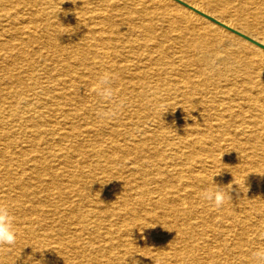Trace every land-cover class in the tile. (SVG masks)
<instances>
[{
  "label": "bare ground",
  "instance_id": "6f19581e",
  "mask_svg": "<svg viewBox=\"0 0 264 264\" xmlns=\"http://www.w3.org/2000/svg\"><path fill=\"white\" fill-rule=\"evenodd\" d=\"M0 58V264H254L264 0H0Z\"/></svg>",
  "mask_w": 264,
  "mask_h": 264
},
{
  "label": "clouds",
  "instance_id": "9594fccd",
  "mask_svg": "<svg viewBox=\"0 0 264 264\" xmlns=\"http://www.w3.org/2000/svg\"><path fill=\"white\" fill-rule=\"evenodd\" d=\"M114 77L111 74L102 75L94 85L96 94L105 102H112L114 98V88L112 86ZM217 176V175H215ZM212 182L214 183V177ZM215 189H206L201 193L202 199L209 201L217 209L221 208L227 200H231L229 191H222L224 187L215 184ZM17 239V232L14 228V216L8 206L0 204V246L14 245ZM254 264H264V247L257 249L253 253Z\"/></svg>",
  "mask_w": 264,
  "mask_h": 264
},
{
  "label": "rangeland",
  "instance_id": "374dc122",
  "mask_svg": "<svg viewBox=\"0 0 264 264\" xmlns=\"http://www.w3.org/2000/svg\"><path fill=\"white\" fill-rule=\"evenodd\" d=\"M0 61H5V62H2L4 65H7V71H11V69L13 68V66L11 65V64H8V62H6V60H4L3 58H0ZM1 63V64H2ZM22 64H24V63H20L19 65H18V67H21V65ZM23 67V66H22ZM24 145V147L26 146V144H23ZM22 147V146H21ZM23 147V150H26V148H24ZM19 151V148H15V149H13V152L12 153H18V151ZM19 154V153H18ZM18 156H20V154L18 155Z\"/></svg>",
  "mask_w": 264,
  "mask_h": 264
}]
</instances>
